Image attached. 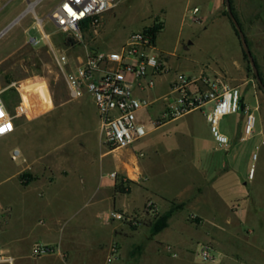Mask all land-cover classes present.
I'll list each match as a JSON object with an SVG mask.
<instances>
[{"label": "crops", "instance_id": "1", "mask_svg": "<svg viewBox=\"0 0 264 264\" xmlns=\"http://www.w3.org/2000/svg\"><path fill=\"white\" fill-rule=\"evenodd\" d=\"M199 1L194 7H199L198 15L205 20L199 36H211L216 23L228 20L224 14L226 2ZM6 5V0H0V11ZM234 7L236 14L233 13L246 37L249 35L245 27L263 28L264 31V0H234ZM253 18L258 22L255 26L251 23ZM12 21L7 22V25ZM234 34L237 36V32ZM16 35L17 33L14 37ZM14 37L8 38L7 44ZM239 56L240 54L233 57L231 64H226L225 57L218 55L216 68L200 73L225 78L223 73L233 72ZM172 79L165 74L157 77L155 88L136 89L141 98L156 101L139 114V121L148 123V136L170 123L194 114L168 122L159 128L152 127V120L164 107L162 99L169 93ZM255 98L257 105L253 109L245 103L243 95L242 117L235 120L234 128L223 127L222 132L221 123L227 116L221 120L220 131L228 139L225 145L210 137L212 131L207 115L212 105H208L200 114L205 118L210 138H198L196 143L193 139H181L173 143L172 149L168 151L171 152L169 158L172 159V167H158L159 162L140 158L141 153L146 154L143 150H136L141 148H135V144L140 141L121 153H117L119 149L99 144L100 171L93 174L90 157L87 167L85 162H82V167L80 162L77 163L70 156L74 145L70 141L73 130L66 125L59 126V133L64 139L61 140L56 155L37 159L35 170L38 175L33 182L22 188L19 179L21 172L17 169L7 172V181L14 180L17 183L7 187V209L0 200V217L7 210V224L1 225L0 221V235H7V240L1 241L0 245L16 260L14 264H95L90 261L103 258L104 261L100 264H105L109 248L114 242L120 246V257L115 264H201L194 258L196 244H210L216 258L212 263L202 264H264V184L254 193L251 189L241 192L234 185V181L245 179L243 164L246 155L249 154L250 158L252 153V148L248 149L244 144L255 141L256 137L264 139V94L255 91ZM88 101L94 107L100 128L92 96L86 93L78 103ZM55 109L53 106L49 112H54ZM249 114L255 116L256 124L257 114L260 119L259 128L255 125L252 134L245 132ZM23 116L17 118L16 122ZM17 128L16 123V130ZM159 148L160 146L156 147L154 153L158 154ZM109 155L116 156L110 160V165L116 171L128 174L129 166L136 171L131 177L133 185L127 194L118 192L114 181L101 175L105 169L102 163L106 162ZM257 160H260V155ZM251 176L252 169L249 179ZM244 185L248 183L245 182ZM179 186L180 192H174ZM149 200L157 208V217L144 215L147 221L150 220L148 222L145 220L146 222L134 226L110 218L112 212L139 213ZM176 205L183 207L172 214L167 228L153 235V223ZM12 213L18 222L12 220ZM38 243L52 245L58 248V252L33 258L32 253ZM168 247L177 256H173Z\"/></svg>", "mask_w": 264, "mask_h": 264}, {"label": "rangeland", "instance_id": "2", "mask_svg": "<svg viewBox=\"0 0 264 264\" xmlns=\"http://www.w3.org/2000/svg\"><path fill=\"white\" fill-rule=\"evenodd\" d=\"M6 1L7 5L4 10L0 11V30H5L24 13L25 15L6 33V36L0 39V89L6 90L4 99L10 108L21 102L18 91L20 89L24 106L29 109V116L24 115L16 122L18 128L15 134L0 141V200L6 209L7 187L17 183L14 180L7 181V172L14 169L21 172L19 179L22 188L33 182L38 175L35 170L37 159L41 160L43 157L50 158V156L56 155V150L61 140L64 139L59 133L61 125H66L73 130L70 141L74 142V145L70 150V156L74 157L77 163L80 162L82 167V162H85L87 167L90 157V168L93 174L99 173V144H104V137L98 126L94 107L89 101L78 103L84 96L79 99L71 97L66 76V73L74 70L77 57L86 54V49L112 50L118 48L123 45L132 32L161 23L164 29L157 37V44L159 50L164 52L163 61L171 69L168 74L170 77L174 78L177 72L196 75L201 71H213L216 68L218 55L222 54L225 57V63L231 64L232 58L240 54L236 68L230 74L223 73L224 79L231 86L240 88L245 97V103L253 109L257 105L255 91L264 94L258 85L249 59L244 56L240 37L238 34L237 36L234 34L236 33L234 24L229 18L227 7L224 14L228 20L216 23L212 28L211 36H199L205 20L200 15L193 18L187 11L199 4V0H190L189 3L188 0H114L112 8L104 14L101 26L97 29H83L82 40L76 41L77 43L73 45L66 44L69 37L60 33L49 17L50 11L62 0H29L32 4L28 0ZM231 3L232 10L236 14L234 0H231ZM36 16L43 19L45 32L50 36L51 43L42 42L34 47L28 43V36L41 37ZM10 20L13 21L7 25ZM251 23L255 26L258 22L253 18ZM245 30L249 35L246 39L256 60L259 74L264 78L263 28L245 27ZM16 33L17 35L14 37ZM11 37L14 38L10 44H7V39ZM54 51L65 53L69 57L70 65L66 67L65 71L58 66ZM13 84L15 86L7 91V88ZM59 104L62 105L57 108ZM53 106L56 109L54 112H49ZM200 113L201 111L180 121L170 123L135 144V148H141L136 150H143L146 153L140 152V158L145 157V159H151L156 163L159 162L158 167H162L161 165L172 167V159L169 158L171 152L168 153V151L172 149L173 143L181 139H193L196 143L201 137L206 139L211 137L215 141L212 134L210 137L208 136L205 118ZM241 117V112L227 116L221 123L222 132L224 131L223 127L234 128L235 120ZM257 117L256 128H259V114ZM145 125L149 127L148 123ZM263 141L262 137H256L255 141L244 144L246 148H252V153L250 158L249 154L246 155L247 158L243 164L245 179L234 181L235 187L241 192L244 189L246 192L251 189L254 193L264 184ZM158 146L160 148L157 154L154 153V150ZM130 147L119 149L117 153L124 152ZM15 151L19 152V155L16 160H13L12 155ZM174 151L177 150L174 149ZM173 154L177 155V153ZM259 155L260 160H257ZM115 157L109 155L106 162L103 161L102 165L105 169L102 170L101 175L114 181L115 189H117V185H123L124 188L129 189L133 185L131 177L136 171L131 166L127 167L128 174L116 171L110 165V160ZM161 159H163L162 162L159 161ZM250 169H252V176L249 179ZM39 172H41L40 169ZM112 174H116L115 179L112 178ZM245 182L248 185L245 186ZM180 188L179 186L174 192H180ZM146 205L139 213L125 215L127 217L139 215L142 217L141 221L146 222L144 216ZM4 212L0 217L1 225L2 223L7 224V210ZM114 213L121 212H112L111 219H114ZM13 218H15L14 213H12V220L15 223L18 222L16 218ZM124 223L132 225L129 222ZM6 238L7 235L2 233L0 242L7 240ZM45 245L58 249L49 244ZM196 245L194 258L198 263H205L200 255L201 246ZM32 257L39 258L33 253ZM102 261L104 258L103 260H92L90 263L100 264Z\"/></svg>", "mask_w": 264, "mask_h": 264}, {"label": "built area", "instance_id": "3", "mask_svg": "<svg viewBox=\"0 0 264 264\" xmlns=\"http://www.w3.org/2000/svg\"><path fill=\"white\" fill-rule=\"evenodd\" d=\"M114 0H62L49 13L50 19L60 33L81 41L83 29H97L101 26L104 14L113 6ZM196 18L200 9L193 7L189 10ZM25 15V13H24ZM41 37L28 36V43L38 46L42 42L49 44L50 36L45 32L43 19L36 16ZM58 66L65 71L70 65L69 57L62 52H55ZM163 54L159 51L156 41L147 28L132 32L126 41L112 50L86 49L84 56L76 59L74 70L66 73L73 99H79L86 93L94 100L100 129L104 137V144L118 150L128 148L143 140L149 134V127L139 121V114L146 108L153 106L156 101L141 98L136 89L149 90L156 86L157 77L168 75L171 69L163 61ZM9 86L7 91L14 87ZM6 90L0 89V141L16 131V119L29 115V109L24 106L22 92L18 89L21 102L10 108L4 99ZM163 109L152 120V127L159 128L168 122L178 120L189 114L204 111L212 105L208 113V121L216 141L225 145L228 139L220 131L221 120L228 115L242 111L243 94L240 88L231 86L220 76L207 73L187 75L177 72L170 82V91L162 99ZM256 118L249 114L245 132L252 134L255 130ZM19 152L15 151L12 159L16 160ZM113 179L116 174L111 175ZM144 215L157 217V208L149 200ZM114 219L129 222L134 226L141 224L142 217L124 213H114ZM168 251L173 256L177 254L172 248ZM58 249L38 243L33 255L41 257L53 255ZM200 255L205 263L215 261L210 244L200 247ZM120 257V246L114 242L109 248L105 264H115ZM0 264H14V258L8 255L0 245Z\"/></svg>", "mask_w": 264, "mask_h": 264}, {"label": "water", "instance_id": "4", "mask_svg": "<svg viewBox=\"0 0 264 264\" xmlns=\"http://www.w3.org/2000/svg\"><path fill=\"white\" fill-rule=\"evenodd\" d=\"M225 2H226V7H227L228 14H229V16H230V18H231V20H232V22L234 24V27H235L236 31L239 34L243 50H244L245 54L247 55V57H248V59L250 61V64L252 66V69H253L254 75L256 77V80L258 82V85L261 88V90L264 92V82H263V80H262V78H261V76L259 74L258 67H257L255 59H254V57L252 55L250 47L248 45V42H247V39H246V35H245L244 31H243V28H242L241 24L239 23V21L237 20V18L234 15V13H233L231 0H225ZM29 3L32 4L30 1H29ZM23 16H24V14L22 16H20L18 19H16L14 22H12L5 30H3L0 33V38L5 33H7L16 23H18L19 20Z\"/></svg>", "mask_w": 264, "mask_h": 264}, {"label": "trees", "instance_id": "5", "mask_svg": "<svg viewBox=\"0 0 264 264\" xmlns=\"http://www.w3.org/2000/svg\"><path fill=\"white\" fill-rule=\"evenodd\" d=\"M234 28H235V27H234ZM163 29H164V27H163V25H162L161 23H156V24H154L153 26L148 27V28H147V31L153 35L154 40L156 41V40H157V37H158V35H159V33L162 32ZM84 30H87L86 27H85ZM235 31H236V29H235ZM236 32H237V31H236ZM237 34H238V32H237ZM238 35H239V34H238ZM76 43H77V42H76L74 39H72V38H69V39L66 41V44H73V45H74V44H76ZM243 51H244V50H243ZM244 56H245L246 58H248L247 55L245 54V52H244ZM255 62H256V60H255ZM256 65H257V63H256ZM261 78H262V77H261ZM262 80H263V82H264V78H262ZM117 190H118V192L123 193V194H127V193L129 192V190L126 189V188H124L123 185H117ZM182 207H183V205H176V206L173 207L168 213H166V214L160 216V217H159V218L153 223V227H152L153 235H157V234H159L160 232H162L165 228H167V227H168V221H169L170 217L172 216V214H173L176 210H178V209H180V208H182Z\"/></svg>", "mask_w": 264, "mask_h": 264}, {"label": "snow or ice", "instance_id": "6", "mask_svg": "<svg viewBox=\"0 0 264 264\" xmlns=\"http://www.w3.org/2000/svg\"><path fill=\"white\" fill-rule=\"evenodd\" d=\"M0 115H2V113H0ZM4 131V129H0V132Z\"/></svg>", "mask_w": 264, "mask_h": 264}]
</instances>
